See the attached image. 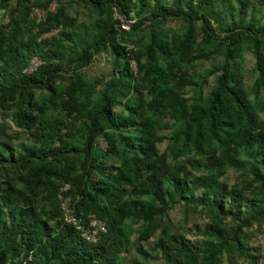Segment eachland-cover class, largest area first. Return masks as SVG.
I'll list each match as a JSON object with an SVG mask.
<instances>
[{"label":"rangeland","instance_id":"rangeland-1","mask_svg":"<svg viewBox=\"0 0 264 264\" xmlns=\"http://www.w3.org/2000/svg\"><path fill=\"white\" fill-rule=\"evenodd\" d=\"M130 1L127 17L115 11L112 14V20L118 23L112 25L114 33L110 42L92 54L83 66L76 54L81 47L92 44L98 25L105 19L103 11L82 0H0V71L10 62L12 48L25 53L27 44L34 53L25 61L22 72L32 74L42 66L48 72L44 82L43 77L37 78L41 82L28 90L37 108L29 110L19 103L17 93L10 97L0 95V140L12 146L11 158L0 164V207L15 210L25 206L20 156L24 147L34 149L38 145L30 136L34 124L28 123L22 112L31 114L35 123L61 122L60 138L68 149L64 148L60 157L79 171L88 119L70 115L60 106L68 82L78 77L93 86L86 102L88 109L92 110L107 97L113 102L112 113L116 118L114 125L97 122L102 132L94 142V160L85 193L103 207L98 188L109 183L118 188L116 179L121 177L122 198L126 203L137 200L148 208H156L159 203L152 191L145 188L149 166L162 162L170 172V177L162 179L166 206L161 214L148 218L123 216L117 220L121 248L109 263L264 264V216L250 217L264 196V184L253 177L251 168H257L264 176V156L242 147L241 168L225 166L218 170L207 166L204 152L213 148L217 154V141H204L205 121H191L178 114L172 102V97L177 96L186 112L204 107L225 65L228 84L241 92L264 129V0H210L203 13L209 35L204 34L202 22L195 21L192 51L197 57L188 63L179 60L172 47L174 41L182 39L187 23L181 17L150 18L154 0H145V6ZM158 1L174 8L171 0ZM121 22L125 28L120 26ZM154 38L162 48L152 46ZM115 45L138 53L141 68L137 70L131 60L128 66L131 76L124 70V59L115 53ZM167 67H172L170 71L176 78L157 84L156 88L150 87L152 77L168 71ZM179 77L184 79L183 83ZM160 94H166L167 99ZM130 122L135 125H128ZM140 123L148 126L154 146V154L142 161L148 169L139 166L127 146L129 138L139 136ZM194 139L202 141L201 149L193 147ZM57 143L58 139L53 145ZM110 145L114 153L104 154ZM0 156L7 157L2 145ZM48 161L52 162L50 158L37 159L42 164ZM173 174L179 178L176 185L183 184L185 188L180 195L169 182ZM205 177L210 180L209 187H193L195 178ZM10 188L18 195L17 201L5 198L4 190ZM51 189L52 198L41 191L33 198L32 206L38 217L56 230L64 210H72L74 195L68 183L55 175ZM235 193L241 195V200L228 211ZM85 217L94 215L87 211ZM174 239L183 242V250L177 248ZM29 260L32 264L50 263L49 257L42 253H33L26 258Z\"/></svg>","mask_w":264,"mask_h":264},{"label":"trees","instance_id":"trees-1","mask_svg":"<svg viewBox=\"0 0 264 264\" xmlns=\"http://www.w3.org/2000/svg\"><path fill=\"white\" fill-rule=\"evenodd\" d=\"M82 1L99 11H103L105 14L104 21L98 25V30L92 37V44L81 47L76 54L75 58L81 65L85 66L92 54L97 53L100 47L110 42L114 33L112 25L118 23V21L114 22L112 20L113 12L115 11L121 16L127 17L131 1ZM136 1L141 6H145V0ZM171 1L174 8L163 6L158 0H154L149 10V17H181L187 23V29L182 39L174 41L172 47L178 59L188 63L197 57V54L192 51L195 21L200 20L204 34L209 35L207 20L203 13L209 7L210 0ZM180 2H183V4L180 5ZM49 15L55 16L54 14ZM24 46L26 48L25 53L12 48L10 62L5 64L0 71V95L10 97L12 94L17 93L19 103L24 104L30 110V108L37 107L34 105L28 90L33 85L41 82L38 83L37 78L43 77L44 82L48 72L45 66L37 69L32 74L22 72L25 61L34 53L31 46L27 44ZM152 46L162 48L160 42L155 38L152 39ZM54 51H57V49L55 48ZM115 53L124 59V70L128 75H132V71L128 68L131 60L135 62L137 70L141 68L138 62V53L132 49L115 45ZM171 68L167 67L168 71L153 76L150 87L156 88L157 84H165L172 77L176 78L174 72L170 71ZM175 69L178 70V66ZM178 79L181 83L184 82L182 77ZM228 81L229 74L227 67L224 65L217 77L216 88L210 92L211 96L207 104L204 107L191 108L189 112L182 108V102L177 99V96L172 97V100L174 99L172 102L177 106L176 111L178 114L184 115L185 118L191 121H205L207 136L204 141L212 142L216 140L219 146L217 154H215L216 149L213 148L204 152L207 155L205 164L218 170L225 166L241 168L240 148L242 147L250 148L254 153L264 156V129L258 124L254 110L246 102L241 92L233 85H229ZM130 89H133V86ZM127 92H129V88ZM92 93L93 86L85 84L80 78L76 77L68 82L63 91L65 97L60 103L61 108L66 113L74 116H85L88 119L87 133L81 148L82 162L78 167V172L73 169L71 164L62 161L60 157L62 151L68 149L64 146V140L60 138L61 122L57 120H39L35 123L31 114L27 115L21 111L28 123L34 124L30 136L38 146L34 149L24 147V152L20 156L21 181L24 183L26 192V196H24L25 206L15 210H3L0 207V264H23V262H25L24 264H32L30 260L26 261V258L33 253L46 254L50 259L49 264H111L109 261H112L115 253L120 251L121 248V240L116 232L117 220L123 216L148 218L164 211L166 204L161 191V184L163 178L170 177V172L162 162L151 164L145 177V188L152 191L154 198L160 205L159 207L148 208L143 202L137 200L126 203L122 198L124 195L122 189L124 182H121V177L116 179L118 188L112 187L111 183L102 184L103 187L98 188L97 194L101 195L104 200L103 207H100L90 195L85 193L84 187L88 183L90 169H92L91 164L94 160L92 157L94 142L102 132V127L97 122L102 120L108 125H114L116 119L112 113L113 102L107 97H103L102 102L92 110L88 109L86 102ZM163 95L160 94V97L165 98L166 94ZM80 98L83 100H79ZM128 125L133 126L135 124L130 122ZM138 127L139 136L129 138L127 146L132 157L137 158L139 166L143 168L146 166L148 169V166L142 161L149 159L150 155L154 154V146L149 138L148 126L140 123ZM57 139L59 143L53 145ZM192 142L195 149H201L202 141L194 139ZM0 145L5 148L7 156L6 158L0 156L1 164L11 158L12 146L10 142L4 140H0ZM107 147L104 149V154L114 153L112 152L114 148L111 145ZM47 158H50L52 162L48 161L44 164L37 162V159L45 160ZM61 161L62 164L60 165ZM251 170L253 177L264 184V176L258 172L257 168L253 167ZM54 175L61 178L64 183H68L70 191L72 190L74 196L71 213L75 218H79L81 223L86 226L89 217L87 218L85 215L87 211H90L93 213L94 218L103 222L105 230L98 232L94 241H86L81 237L80 232L70 223L65 222L62 217L57 222L58 227L56 230H52L44 220L38 217L32 206L33 198L38 196L41 191H46L48 198L53 197L50 194L53 191L51 188ZM170 179L169 182L172 183L171 185L176 194L183 193L185 190L183 184L180 187L176 185L179 180L176 174H173ZM192 185L194 188H207L210 185V180L206 177L195 178ZM4 194L9 201L18 200V195L14 189L4 190ZM83 196H87L88 199L82 200ZM231 199L232 204L228 207V211H231L240 202L241 195L235 193ZM78 211L81 212V215L78 214ZM263 216L264 196L260 199V204L254 212L250 214L252 219ZM174 243H176L178 249L183 250L181 240L174 239Z\"/></svg>","mask_w":264,"mask_h":264},{"label":"built area","instance_id":"built-area-1","mask_svg":"<svg viewBox=\"0 0 264 264\" xmlns=\"http://www.w3.org/2000/svg\"><path fill=\"white\" fill-rule=\"evenodd\" d=\"M120 26L125 28L126 26L121 22ZM62 218L65 222L70 223L76 230L80 232L82 238L86 241L92 242L95 240L98 232L105 230L102 221L89 217L86 226H84L79 218H75L70 210H64Z\"/></svg>","mask_w":264,"mask_h":264}]
</instances>
